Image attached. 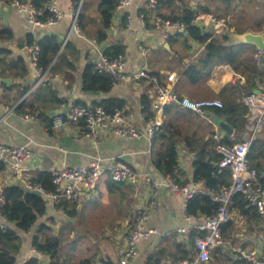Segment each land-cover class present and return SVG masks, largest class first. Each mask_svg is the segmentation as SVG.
Returning a JSON list of instances; mask_svg holds the SVG:
<instances>
[{
    "label": "crops",
    "instance_id": "obj_1",
    "mask_svg": "<svg viewBox=\"0 0 264 264\" xmlns=\"http://www.w3.org/2000/svg\"><path fill=\"white\" fill-rule=\"evenodd\" d=\"M49 1L59 10L68 12L69 0ZM81 1L80 28L75 30L71 28L68 15L54 25L34 27L28 22L27 14L20 12L11 0H0V31L6 29L10 33L7 37L0 36V143L8 146L24 144L31 152V157L22 162L23 168L19 172L8 166L0 171V185L6 187L17 184L22 187V178L31 179L37 171L50 172L65 165H84L98 157L111 162L110 158L115 157L138 171L151 173L157 184L156 197L152 204L151 187L144 181L138 184H109V179L103 178L95 188L81 189L78 198L73 201H49L46 213L38 218L30 231L17 230L22 244L16 254L15 264H25L31 258H36L40 264H50L51 259L32 245V237L38 231L40 233V226H47L49 231L56 232V223L61 219L69 221L67 234L71 238L88 237L72 239L73 243L62 246V256L57 264H78L79 259L85 256H92L93 260L104 264H118L125 244V225L140 212L146 214V225L157 229L158 234L140 241L137 254L127 264H156L154 260L157 252L163 247L168 250L158 264L174 263L173 256L178 243L185 242L190 255L195 251L194 243H188L189 232H177V228L186 223V202L181 194L165 185L166 176L160 174L152 163L159 142L153 140L149 143L145 138H126L113 133H103L97 139H92L78 133L68 123L53 127L51 115L65 110L71 102L94 104L105 98H116L124 101L122 111L129 124L142 130L147 128L149 118L155 115L151 108L154 92L142 79L113 83L105 93L83 89L85 68L92 65L99 52L105 53L114 45L123 47L126 72L145 67L165 83L167 76L173 74L175 91L192 100H221L220 92L225 85L243 84L245 77L230 64H217L203 81L190 83L183 72L196 61L205 44L187 38L186 31L181 35L175 33L164 37L163 30L150 23L148 18L151 13L143 0H133L125 9L116 7L110 27L106 30V38L98 42L96 34L101 26L98 8L102 0ZM228 1L230 3L223 0H173L169 5L158 4L157 12L162 16L171 12L179 15L185 9L196 12L195 16L211 13L225 26L215 27L207 17L196 23L201 33H208L212 37L224 34L225 28L228 33L235 27L257 33L261 29L259 32H264V25L261 28H240L228 21L233 13L241 10L246 0ZM142 13L147 16L146 19L141 18ZM30 36L34 43L44 36H55L61 44L64 38L67 39L50 64L49 83L36 85L37 73L32 66L28 43ZM142 47L145 53L141 51ZM253 49L255 54L258 49L255 46ZM259 66L264 71V57ZM144 101H148L146 108ZM61 103L65 104L64 107ZM24 114H31L33 120L25 119L22 116ZM161 118L163 126L169 122L180 133L177 143L178 165L171 177L180 185L195 184L197 192H205L204 183L193 177V162L198 153L206 158L213 154L220 156L215 149L213 135H220L221 142L224 139L239 140L246 128L241 137L236 136L234 128L233 135H226L217 123V119L225 117L218 116L210 109L199 114L179 105L167 107ZM258 136L264 137V129L260 130ZM59 202H65L66 206L57 207ZM230 210V224L222 233L223 243L214 249L209 261L201 264H239L240 259L244 264L246 260L243 254L253 249L264 259V216L255 215L249 209L243 214L234 208ZM69 212L74 215L71 216ZM195 216L197 221L203 218V215ZM95 217L101 222H93ZM2 224L15 228L0 214ZM53 238L60 240L58 236Z\"/></svg>",
    "mask_w": 264,
    "mask_h": 264
},
{
    "label": "built area",
    "instance_id": "obj_2",
    "mask_svg": "<svg viewBox=\"0 0 264 264\" xmlns=\"http://www.w3.org/2000/svg\"><path fill=\"white\" fill-rule=\"evenodd\" d=\"M20 12L28 16V22L34 26L54 25L67 15L71 18V28L78 30L77 17L81 9L82 1L74 2L69 0L68 12L61 11L52 3H46L42 8H36L31 1L20 2L11 0ZM151 13L150 23L163 30L164 37L171 34L183 32L187 25L183 21L171 20L157 12L160 0H143ZM133 0H117V8L125 9ZM141 14L142 19H146ZM207 17L215 27H224L225 24L211 13L198 14L194 22ZM223 29V28H222ZM224 31H228L226 28ZM223 31V32H224ZM63 39L61 46L66 43ZM31 62L37 73L36 85L49 83V69L38 65L39 46L33 43L31 46ZM141 51L145 53L142 47ZM264 57V49L257 50L253 60L259 65ZM93 70L98 73L109 75L114 83H121L127 80H139L151 86L154 96L151 108L155 115L148 120L145 130L138 129L129 124L122 109L108 112L98 103L80 104L71 102L59 112L51 115L52 126L58 128L65 123L73 125L78 133L92 139H97L103 133H113L126 138H145L152 142L153 137L159 132L163 122L162 113L167 106L179 105L188 108L199 114H204L209 106H221L219 100H192L179 95L174 89L173 74L167 76V82H163L159 76L150 72L145 67L134 71L126 72V56L119 53L115 56H108L99 52L93 62ZM256 91H251L241 96V101L247 107L245 132L241 139L234 141L231 145L222 143L220 135L214 134L216 140L215 149L220 154V159L214 165L216 172L221 173L228 170L230 183L222 185L220 189L211 194V199L217 203L212 215H203L202 219H195L197 216L188 215L186 223L177 228L179 233H187L192 230L203 231V235L194 239V254L191 258H185L170 264H201L211 259L214 249L223 243L222 227L230 221V205L235 194L241 193L244 199L255 207L256 212L264 216V184H262L259 172L249 165L248 152L252 142L260 130L264 129V82L255 78ZM61 98V95H58ZM64 107V103H61ZM9 111V110H8ZM25 119L33 120L31 114L22 115ZM31 157V152L26 145L8 146L0 143V161L10 167L13 171L22 170V162ZM111 162L105 158H95L84 165L61 166L50 171L54 189L45 190L40 184L33 182L29 177H23L22 187L28 191H39L47 202L73 201L78 198L81 189L88 190L95 188L99 181L108 178L111 182L124 184H138L141 181L151 187V203L156 197L157 184L147 171H138L120 158L112 157ZM170 190L181 194L187 202L196 192L195 184L190 186L178 184L171 176H166V184ZM4 187L0 185V208L4 203ZM4 227V225H0ZM158 234L157 229L146 225V214L138 213L133 220L125 225V244L118 259V264L127 262L137 254V244ZM243 258L249 264H264V259L258 256L256 250H249L243 254ZM91 264H104L98 260H92Z\"/></svg>",
    "mask_w": 264,
    "mask_h": 264
},
{
    "label": "trees",
    "instance_id": "obj_3",
    "mask_svg": "<svg viewBox=\"0 0 264 264\" xmlns=\"http://www.w3.org/2000/svg\"><path fill=\"white\" fill-rule=\"evenodd\" d=\"M78 2L79 0H73ZM229 2L228 0H223ZM49 0H31V3L36 8H42ZM169 5L173 0H160L159 4ZM230 3V2H229ZM117 6V0H102L99 3L100 16V30L96 34V41L101 42L106 38V30L110 27L111 18ZM206 11V9H205ZM81 9L77 17V25L80 28L79 17ZM196 12L190 9H185L181 14L171 12L164 16L171 20L183 21L186 27L187 38L196 40L199 43H204V50L199 54L196 61L188 65L183 74L186 79L192 83L203 81L210 73L212 67L217 64H230L232 68L244 75L245 82L243 84H227L220 92L221 106H209L206 109L214 111L218 116L225 117L228 123L234 128L235 134L238 137L242 136L245 129V114L247 107L241 102V96L256 89L254 79L264 81V71L253 60L254 49L249 44H234L231 42L228 33L220 34L212 37L208 33H201V28L194 22ZM261 29H258V32ZM235 32H245L244 29L234 28ZM179 35L183 32H178ZM9 36L10 33L6 29L0 31V36ZM28 43L31 46L34 43L32 36L29 37ZM39 46L38 65L47 68L50 66L52 60L59 52L61 43L58 42L55 36H44L36 42ZM123 52L121 45H114L108 49L105 54L108 56H115ZM112 78L103 73H98L93 70V66L89 65L83 72V89L85 91H101L108 92L113 85ZM98 104L102 105L108 112L116 109H122L124 101L116 98L102 99ZM145 108L148 107V101H144ZM172 106V105H171ZM169 107V106H167ZM167 107L165 109H167ZM164 109V111H165ZM153 140L159 142V147L156 150L152 163L154 167L163 176L173 175L178 165L177 143L180 140L179 130L171 123L165 122L159 132L153 137ZM152 140V141H153ZM234 141L232 139H224L222 143L231 145ZM249 165L255 168L264 184V137L258 136L252 142L248 152ZM220 159L217 154L205 155L198 153L193 162L194 166V180L202 181L205 192L195 193L185 205V212L188 215H212L216 209L217 203L211 199V194L218 191L222 185L229 184V171L224 170L221 173L216 172L214 163ZM5 165L0 161V171L4 169ZM33 182L40 184L45 190L52 191L54 184L52 182V175L49 171H37L31 177ZM109 184L115 183L108 181ZM4 203L0 208L1 216L9 224H13L15 228L9 225L0 226V264H15L16 254L19 252L22 240L17 234V230L28 232L36 224L39 217L46 213L47 200L42 196L32 191H28L19 185H10L4 187L3 190ZM57 207H65V202H59ZM230 208L237 209L241 214L246 210H251L253 214H257L255 208L244 199L241 193H237L232 198ZM72 214V212H69ZM72 214L71 216H73ZM230 222L222 227L223 231L229 226ZM40 233L32 237V245L40 253L48 256L51 259L50 264H57L61 258L62 243L60 240L46 236L44 232L48 230L47 226H40ZM203 231L192 230L188 235V243L193 244L196 236L203 235ZM73 243V242H72ZM186 243H178L176 245V253L173 256L174 262L185 258H191L190 250L186 248ZM167 247L158 250L154 262L158 264L161 257H165ZM92 256H85L79 259L78 264H91ZM238 263L243 264L240 259ZM247 263V261H246ZM244 263V264H246ZM25 264H40L36 258L29 259ZM249 264V263H247Z\"/></svg>",
    "mask_w": 264,
    "mask_h": 264
},
{
    "label": "rangeland",
    "instance_id": "obj_4",
    "mask_svg": "<svg viewBox=\"0 0 264 264\" xmlns=\"http://www.w3.org/2000/svg\"><path fill=\"white\" fill-rule=\"evenodd\" d=\"M90 2V1H89ZM86 6V5H85ZM82 9V5H81ZM228 21L231 23H234L238 25L240 28H261V25H264V0H246L245 3L242 5L241 10L238 9L237 12L233 13L229 18ZM262 31H264V28H262ZM85 221V220H84ZM93 222H101V219L96 218L92 220ZM59 222L61 223L59 224ZM70 223L68 220L64 221V219H61L56 223V232L55 231H49L47 230L45 233L46 236L54 237L58 236L61 243L63 244V247L69 245V243L74 242L71 241L72 239L77 238H83L86 239L88 236H73L71 238L67 234V229L69 227ZM92 231H95L94 229H91Z\"/></svg>",
    "mask_w": 264,
    "mask_h": 264
},
{
    "label": "water",
    "instance_id": "obj_5",
    "mask_svg": "<svg viewBox=\"0 0 264 264\" xmlns=\"http://www.w3.org/2000/svg\"><path fill=\"white\" fill-rule=\"evenodd\" d=\"M224 34L226 31L223 32ZM229 38L234 44H249L255 46L257 49H264V32H228ZM6 81V80H5ZM218 126L224 130L226 135H233V127L225 121V118L217 119ZM234 141H238L237 138H234ZM264 175V172H262ZM34 193L40 195L39 191H33Z\"/></svg>",
    "mask_w": 264,
    "mask_h": 264
}]
</instances>
